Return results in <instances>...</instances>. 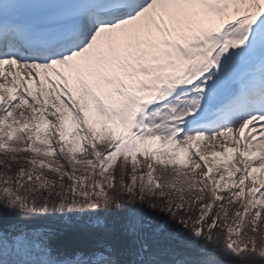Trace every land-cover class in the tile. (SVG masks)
<instances>
[{
  "label": "snow or ice",
  "instance_id": "1",
  "mask_svg": "<svg viewBox=\"0 0 264 264\" xmlns=\"http://www.w3.org/2000/svg\"><path fill=\"white\" fill-rule=\"evenodd\" d=\"M0 153V264H264V0H0Z\"/></svg>",
  "mask_w": 264,
  "mask_h": 264
},
{
  "label": "rangeland",
  "instance_id": "2",
  "mask_svg": "<svg viewBox=\"0 0 264 264\" xmlns=\"http://www.w3.org/2000/svg\"><path fill=\"white\" fill-rule=\"evenodd\" d=\"M45 129L46 130L42 131L41 134H40L42 139L45 138V137H50V131H51L50 130V126L46 125ZM31 131H35V129L31 128ZM67 133H68V135L66 136V140L72 141L73 143H75V141H74L75 129H67ZM15 136H16V138H18L17 135H15ZM104 143H105L104 139H101L98 142V148L103 150ZM181 147H183V145H181ZM257 147H258V145L255 146L254 151H256ZM214 148L215 147L211 148L210 146L204 144L203 142H194L193 149L191 151H199V152H201V149H202L204 155L207 157L208 165L212 168V173L211 174L213 176H216L218 171H222L226 166L231 168L232 163H235V161L233 160V161H231V162L226 164V161L228 160V157H226V156H216L215 158L209 157L208 154L212 153L213 151H215L217 149V148L216 149H214ZM219 151H222V149H220V150L218 149V152ZM20 155H23L26 158L30 159L32 153L31 152L21 153ZM75 155H76L77 160H83V159H87L88 158L87 154L84 153L82 151V149L79 148V147L77 148V152L75 153ZM182 155L183 154H178V156H182ZM0 158L3 159V160L5 159L3 153H0ZM51 159L55 160V159H58V157H52ZM195 159H196L195 156L189 155V156L184 158L182 164L169 166V170L167 172H163L162 169L159 166H157V172L154 174V176H162L164 178L172 179V177L175 175V172H174L173 169L179 168V170L181 172H187L189 170V168L192 166V161L195 160ZM61 163H63V161H61ZM13 166H16V167L19 168L20 165L13 164ZM23 166L27 169L30 165L25 162ZM65 170L70 171L71 169L68 168L67 165H65ZM204 170L205 169L202 167L201 169H198L197 172H201V171H204ZM146 171H147V169L145 167H140L137 170V175H139L140 172H146ZM109 172L111 173L112 169H110ZM239 174H240L239 172H235L234 171V177L233 178L238 177ZM95 178L96 179H100L99 176H96ZM144 179H145V182H147V176H145ZM138 195H139V193H138Z\"/></svg>",
  "mask_w": 264,
  "mask_h": 264
},
{
  "label": "bare ground",
  "instance_id": "3",
  "mask_svg": "<svg viewBox=\"0 0 264 264\" xmlns=\"http://www.w3.org/2000/svg\"><path fill=\"white\" fill-rule=\"evenodd\" d=\"M21 75H23V73H21ZM49 75L52 76V78L54 80L58 79V77L54 76L52 73H49ZM18 83H19V81H18ZM8 87H11V85H8ZM31 88H32L33 94H35L36 91H37V85H36V82L35 81L31 82ZM45 89H46V91L43 94V99H45L49 105L52 104L53 102H55L57 104H60V101L59 100H56V93L54 91H52L51 86L48 85L47 83H45ZM14 94H15V92H14ZM61 107H63L62 104H61ZM27 108H28V105L25 106V109H27ZM21 110H24V109H17V113H15L14 115H17ZM27 114L28 113L26 112V115ZM37 115H39V114H37ZM8 123H11V120H9ZM31 128H32L31 125H29V128L28 129H25V131L27 132V131L31 130ZM50 130H51V128H50ZM15 135H17V137H19L20 133L17 132ZM50 137L51 138H54V137H52V130L50 131ZM199 142H203L204 144L210 146L211 148H213V147H215L214 149L217 148L215 150L216 152H218V149L220 150V148L218 147L220 141L212 142V141H209V140H202V141H199ZM254 148H255V146H254ZM254 148H253V152H255L254 151ZM200 153L202 155H204L202 149H201V152ZM208 156L209 157H212V158H215V157H213L211 155V153H209ZM259 175H260L259 173L256 174L257 177H259ZM4 264H14L13 258L11 256H9L7 253L5 254V257H4Z\"/></svg>",
  "mask_w": 264,
  "mask_h": 264
},
{
  "label": "trees",
  "instance_id": "4",
  "mask_svg": "<svg viewBox=\"0 0 264 264\" xmlns=\"http://www.w3.org/2000/svg\"><path fill=\"white\" fill-rule=\"evenodd\" d=\"M3 159L0 158V161H2ZM18 170V167L16 166H12V173L10 174H14L16 171ZM4 171L3 167L0 166V173H2ZM131 172V167H128L127 170H126V174L124 176V181L125 183H128L129 182V174ZM111 173H114L115 175V180L116 182H119V180L121 179L120 177V172H119V160L116 162V164L114 165V168L112 169V172ZM48 175L51 177L52 174L51 173H48ZM162 182V181H161ZM66 183H70V181H67L66 180ZM156 203H160V201H154ZM2 207V206H0ZM10 222V221H9Z\"/></svg>",
  "mask_w": 264,
  "mask_h": 264
}]
</instances>
